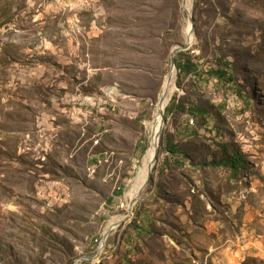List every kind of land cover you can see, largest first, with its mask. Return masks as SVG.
I'll return each mask as SVG.
<instances>
[{
  "label": "rangeland",
  "instance_id": "1",
  "mask_svg": "<svg viewBox=\"0 0 264 264\" xmlns=\"http://www.w3.org/2000/svg\"><path fill=\"white\" fill-rule=\"evenodd\" d=\"M190 5L0 0V264L96 263L104 248L91 243L130 213L127 190L149 145L145 122L191 20L193 41L180 51L203 73L174 69L152 181L174 146L206 149L217 161L238 154L237 165L244 158L242 200L223 196L221 212L191 214L199 228H191V263L264 264V0ZM220 59L234 83L207 75Z\"/></svg>",
  "mask_w": 264,
  "mask_h": 264
},
{
  "label": "crops",
  "instance_id": "2",
  "mask_svg": "<svg viewBox=\"0 0 264 264\" xmlns=\"http://www.w3.org/2000/svg\"><path fill=\"white\" fill-rule=\"evenodd\" d=\"M178 143L176 140L174 145ZM178 146L167 149L148 194L134 203V211L130 208L129 215L111 219L110 223L118 222L108 231L103 252L97 259L92 257L94 264L113 258H122L127 264H192L197 257L191 245V228L198 226L191 222V214L214 208L221 212L215 205L224 206L223 196L236 194L242 200L244 167L240 168L236 162L235 168L232 165L238 154L233 158L228 153L217 161L211 159L206 149ZM203 154L208 156L201 159ZM208 191L215 196L205 193ZM91 244L98 246L97 242ZM214 256L210 250L204 257L209 260Z\"/></svg>",
  "mask_w": 264,
  "mask_h": 264
},
{
  "label": "bare ground",
  "instance_id": "3",
  "mask_svg": "<svg viewBox=\"0 0 264 264\" xmlns=\"http://www.w3.org/2000/svg\"><path fill=\"white\" fill-rule=\"evenodd\" d=\"M190 6H191L190 0H184V8L187 11L190 10ZM191 26H192V23L190 21V23L187 25L186 32H187L188 39L193 40ZM190 36L191 38H189ZM173 75H174V71L173 72L170 71L169 74L166 76L164 83H163V90L161 92V96L158 100V103L154 111L153 119H151L150 122L149 121L145 122V125L149 133V145L142 157V161L139 166L137 175H135L136 177L133 178L134 180L132 179L133 181L130 186V189L127 190L129 208L133 207L134 203L138 201L139 196L143 193V190H145L147 186L146 184L147 179L152 173L153 168L155 167L156 162H157L156 157H158L159 147L162 143V136H163L164 125H165L164 124L165 122L162 119L164 116L166 106L169 102L172 90L175 89L173 88ZM106 93L114 94L115 88L113 87L107 88ZM117 222L116 220L112 221L111 223L109 222L110 225L106 227L108 228V231L112 228H115Z\"/></svg>",
  "mask_w": 264,
  "mask_h": 264
},
{
  "label": "trees",
  "instance_id": "4",
  "mask_svg": "<svg viewBox=\"0 0 264 264\" xmlns=\"http://www.w3.org/2000/svg\"><path fill=\"white\" fill-rule=\"evenodd\" d=\"M175 60H176V68L180 76L181 75L197 76L199 73H203L199 69L200 67L199 63L195 61V58L192 56V54H190V52H186V51L178 52L177 56L175 57ZM216 65H217L216 68H210L209 70H207L206 72L207 75L211 78L217 79V81L220 83H234L235 77L231 72L230 64L228 62H223L222 59H220L218 60V63ZM180 105L181 104L179 103L176 105V107L182 109V106ZM201 114H205V110L202 109ZM233 158H235V156H233ZM232 161H233L232 165L235 168L236 165L234 164V162L237 163V161L235 159H233ZM244 164H245L244 158H241L240 164L238 166L240 167L241 165V167L243 166L245 168ZM151 181H152V177L150 178V182ZM255 263H257L255 260H253V262H250V259H247L243 264H255Z\"/></svg>",
  "mask_w": 264,
  "mask_h": 264
},
{
  "label": "water",
  "instance_id": "5",
  "mask_svg": "<svg viewBox=\"0 0 264 264\" xmlns=\"http://www.w3.org/2000/svg\"><path fill=\"white\" fill-rule=\"evenodd\" d=\"M191 23H192V26H191V31H192V29L194 28V25H193L194 24V20H191ZM189 38H191V36ZM192 41L193 40L188 39V45L186 47L185 46H177L176 48H174L172 50V55H171V65H172L171 66V72H173L174 69L176 68V60H175L176 53L179 52L180 50H184V49L188 48L191 45ZM163 119H164V116H163ZM156 160H158V157H156ZM150 178H151V174H150L149 178L147 179L146 184H148L150 182Z\"/></svg>",
  "mask_w": 264,
  "mask_h": 264
},
{
  "label": "built area",
  "instance_id": "6",
  "mask_svg": "<svg viewBox=\"0 0 264 264\" xmlns=\"http://www.w3.org/2000/svg\"><path fill=\"white\" fill-rule=\"evenodd\" d=\"M116 207L118 208H125V207H121L119 204L116 205ZM129 209V207H128ZM108 237V228H105L104 231H103V235H102V238H99L96 242L98 243V246L97 248L99 247H103L105 245V241H106V238Z\"/></svg>",
  "mask_w": 264,
  "mask_h": 264
}]
</instances>
